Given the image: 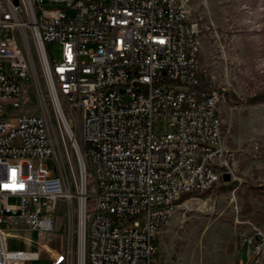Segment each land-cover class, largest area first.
Instances as JSON below:
<instances>
[{"label": "built area", "instance_id": "built-area-1", "mask_svg": "<svg viewBox=\"0 0 264 264\" xmlns=\"http://www.w3.org/2000/svg\"><path fill=\"white\" fill-rule=\"evenodd\" d=\"M189 19L176 0H0V264L38 259L10 248L9 232L55 230L61 203L69 228L76 211L79 264H157L179 199L231 175ZM38 69L43 112L16 115L27 88L40 90ZM159 122L169 129L154 130ZM194 157L202 164L188 172ZM239 240L256 259L264 252L259 228Z\"/></svg>", "mask_w": 264, "mask_h": 264}, {"label": "rangeland", "instance_id": "rangeland-1", "mask_svg": "<svg viewBox=\"0 0 264 264\" xmlns=\"http://www.w3.org/2000/svg\"><path fill=\"white\" fill-rule=\"evenodd\" d=\"M187 4L198 23L200 61L206 72L203 84L220 92L218 108L231 175L178 203L159 232L157 264H264V252L256 259L239 240L242 231H264V99L251 102L264 93V0H187ZM46 46L53 59L61 58V43L51 41ZM38 73L40 90L33 84L27 88L16 115L43 112L41 98L48 100L47 87L40 69ZM70 123L75 128L72 119ZM168 129L166 123L154 125L159 132ZM54 142L62 163L63 145ZM68 148L77 178L78 161L69 141ZM57 158L46 159L54 175L59 174ZM74 219L69 228L61 203L55 230H12L9 246L39 251V258L28 264H79L76 211Z\"/></svg>", "mask_w": 264, "mask_h": 264}, {"label": "bare ground", "instance_id": "bare-ground-1", "mask_svg": "<svg viewBox=\"0 0 264 264\" xmlns=\"http://www.w3.org/2000/svg\"><path fill=\"white\" fill-rule=\"evenodd\" d=\"M176 3L180 5L182 13L189 15V23H188V30H194L195 33L199 32L198 29V23L191 18L187 0H176ZM219 100H220V92L217 90V92H214V98H213V116L214 121L217 125H219V128H217V134H216V144H221V153H228L229 148L224 144L223 142V128H222V121L219 114ZM198 164H202V157H194V160L188 161V172H196V169L198 167ZM223 169L228 170V159H224L223 161ZM213 187H208V190ZM260 255V254H259Z\"/></svg>", "mask_w": 264, "mask_h": 264}, {"label": "trees", "instance_id": "trees-1", "mask_svg": "<svg viewBox=\"0 0 264 264\" xmlns=\"http://www.w3.org/2000/svg\"><path fill=\"white\" fill-rule=\"evenodd\" d=\"M251 99H252L251 102L262 101V100L264 99V93L256 94V95L253 96V98H251ZM209 190H210V189H209ZM207 191H208V190H207ZM207 191H204V192H207ZM192 193H194V192H192ZM192 193L185 194V196L183 195V196L179 199L178 203L181 202L183 199H185V198L187 197V195H190V194H192ZM195 193H197V192H195Z\"/></svg>", "mask_w": 264, "mask_h": 264}, {"label": "water", "instance_id": "water-1", "mask_svg": "<svg viewBox=\"0 0 264 264\" xmlns=\"http://www.w3.org/2000/svg\"><path fill=\"white\" fill-rule=\"evenodd\" d=\"M224 180H229L230 179V174L229 173H225L223 176Z\"/></svg>", "mask_w": 264, "mask_h": 264}, {"label": "crops", "instance_id": "crops-1", "mask_svg": "<svg viewBox=\"0 0 264 264\" xmlns=\"http://www.w3.org/2000/svg\"><path fill=\"white\" fill-rule=\"evenodd\" d=\"M35 233H37V232H35ZM38 234V233H37Z\"/></svg>", "mask_w": 264, "mask_h": 264}]
</instances>
